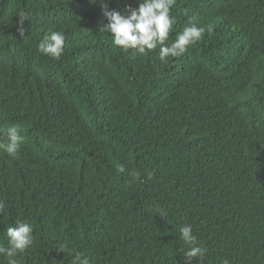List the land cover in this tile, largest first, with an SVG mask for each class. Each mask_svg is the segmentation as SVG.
<instances>
[{"label": "trees", "instance_id": "obj_1", "mask_svg": "<svg viewBox=\"0 0 264 264\" xmlns=\"http://www.w3.org/2000/svg\"><path fill=\"white\" fill-rule=\"evenodd\" d=\"M171 15L170 41L213 31L162 63L99 32L101 0H0V129L22 136L17 157L0 150V243L17 220L35 238L19 264H186L183 225L207 248L191 264H264V0ZM50 31L59 59L38 51Z\"/></svg>", "mask_w": 264, "mask_h": 264}, {"label": "clouds", "instance_id": "obj_2", "mask_svg": "<svg viewBox=\"0 0 264 264\" xmlns=\"http://www.w3.org/2000/svg\"><path fill=\"white\" fill-rule=\"evenodd\" d=\"M95 2V0H92ZM176 0H138V7L129 6L125 13L116 10H109L105 0H101V9L106 23L101 24L99 32L111 34L112 44L122 51H131L139 54H146L159 48V59L166 63L169 58L182 56L190 46L202 40L205 33L213 31V25L197 26L192 23L183 28L182 32L176 35L174 41H170V33L174 30L175 17L171 10ZM18 31L23 36V21L27 16H20ZM38 51L52 59H59L65 51V35L59 31H50L45 34L38 45ZM22 136L17 125H10L6 129H0V150L10 157L19 155ZM119 171L123 173L125 167L119 165ZM152 174L149 173V179ZM5 204L0 201V213H3ZM157 214L166 217L167 211L157 208ZM33 225L28 221L17 220L14 226L6 228L5 243H0V256L7 260V264H19L18 257H21L34 244L35 238L32 233ZM179 239L188 245L184 252L186 264H191L194 259L203 261L207 248L198 244L197 237L193 235L191 225H183L179 228ZM64 245L59 247L64 252ZM71 264H90L89 258L77 253ZM222 264H230L224 259Z\"/></svg>", "mask_w": 264, "mask_h": 264}]
</instances>
